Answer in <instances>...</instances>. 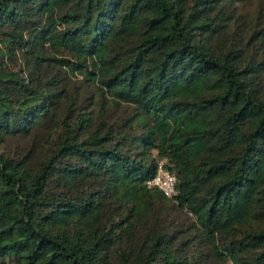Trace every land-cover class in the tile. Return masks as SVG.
<instances>
[{
	"label": "trees",
	"instance_id": "1",
	"mask_svg": "<svg viewBox=\"0 0 264 264\" xmlns=\"http://www.w3.org/2000/svg\"><path fill=\"white\" fill-rule=\"evenodd\" d=\"M0 264H264V0H0Z\"/></svg>",
	"mask_w": 264,
	"mask_h": 264
},
{
	"label": "built area",
	"instance_id": "2",
	"mask_svg": "<svg viewBox=\"0 0 264 264\" xmlns=\"http://www.w3.org/2000/svg\"><path fill=\"white\" fill-rule=\"evenodd\" d=\"M149 188H158L168 198L177 195V177L165 167V161L158 164L156 176L148 182Z\"/></svg>",
	"mask_w": 264,
	"mask_h": 264
}]
</instances>
